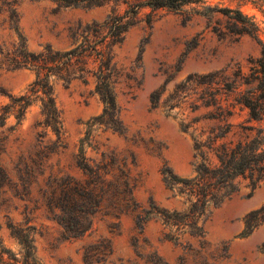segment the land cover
I'll list each match as a JSON object with an SVG mask.
<instances>
[{"label":"rangeland","instance_id":"obj_1","mask_svg":"<svg viewBox=\"0 0 264 264\" xmlns=\"http://www.w3.org/2000/svg\"><path fill=\"white\" fill-rule=\"evenodd\" d=\"M10 1L0 0V43L13 39V32L5 21L6 4ZM13 1L20 30L32 51L46 43L56 49L69 47L78 24L100 22L115 6L112 1L92 7L66 5L61 0ZM206 6L218 8L220 12H225L224 8L237 9L257 27V37L236 33L234 25L222 13L215 12L211 18L212 12ZM115 8L121 13L125 5L120 3ZM185 8L186 13L156 9L151 12L150 23L144 17L150 9H140L139 20L114 47L115 59L137 82L132 93H127L123 83L117 86L120 117L127 133L123 136L98 128L93 134L100 150L112 151L126 161L133 183L132 196L140 206L134 211L117 218L96 213L91 228L83 236L73 238L62 233L41 197L50 173L79 176L73 165L77 140L83 135L84 122L102 109V103L90 91L91 85L53 84V100L61 112L65 145L45 157L35 154L44 152L43 146L49 145L54 136L49 130H43L42 136L37 135L42 130L34 125L40 118L37 97L32 99L18 125L14 126L15 120L9 115L0 126V166L7 175L5 183L0 185V238L16 259L20 260V249L9 235L6 222L33 228L34 251L41 264H151V260L163 264H200L205 258L213 264H264V252L257 248L264 239V222L246 237L237 236L243 215L264 202V181L252 191L242 186L236 195L213 211L206 222L207 245L196 256L193 253L198 249L197 242L189 239L193 242L189 250L183 244L165 240L157 221L148 220L141 231L134 224L135 214L151 201L166 207L178 205L164 187L159 168L165 162L180 176L191 174V139L189 131H182L179 124L206 111L204 108L192 110L191 101L196 95L193 92L199 88L187 90L188 95L180 98L168 115L161 106H150L149 93L163 89V100L176 83L191 73L216 71L226 77L235 66L246 72L247 60L257 56L261 43L264 44V0H198L197 5ZM213 25L219 26L222 32H213ZM32 79L33 74L27 69H0V105L8 103V94L26 92ZM227 102H232L231 95ZM233 111L232 122L246 119L245 109L235 105ZM245 123L264 126V119ZM198 125L211 124L199 121L192 127ZM87 155L98 157L90 150ZM132 158L134 162L130 163ZM99 244L108 245L111 253L101 260H85L84 248ZM224 244L227 246L225 258L212 261L209 256Z\"/></svg>","mask_w":264,"mask_h":264},{"label":"trees","instance_id":"obj_2","mask_svg":"<svg viewBox=\"0 0 264 264\" xmlns=\"http://www.w3.org/2000/svg\"><path fill=\"white\" fill-rule=\"evenodd\" d=\"M66 5L92 7L112 1L114 9L100 22L78 24L73 31L72 42L65 49H56L46 43L36 51L28 48L26 38L19 27V17L14 1L6 5L5 21L13 32V39L0 43V69L13 71L27 69L33 74L26 92L18 95L8 94V103L0 105V126L11 115L14 126L22 120L26 108L33 98L39 100L40 118L34 123L42 130H49L54 139L43 146L44 152L35 155L45 157L55 149L63 148L64 129L60 110L56 107L52 86L60 83L63 87L73 82L84 86L91 85L90 91L102 103L101 112L84 122L83 135L77 140L73 154V165L79 176L50 173L46 187L41 191L45 207L53 212V219L59 224L67 237L83 236L92 225L93 215L99 212L118 217L120 214L134 211L140 207L132 196L133 183L126 161L114 152L99 149L96 135L98 128L125 136L127 129L120 117V105L117 100V86L123 83L127 93L137 87L135 78L115 59L114 47L118 46L127 30L138 20L140 9L147 7L145 22L152 20L151 12L166 9L186 13V6L197 5L198 0H61ZM120 3L125 5L121 13L116 11ZM212 12L222 13L234 25L236 33H245L257 37V27L237 9L222 10L206 6ZM217 20V18H215ZM217 34L222 32L219 26H212ZM197 40L194 39V44ZM247 71L235 66L229 75L207 72L187 74L176 83L171 92L161 100L162 90L149 93L152 108L161 106L168 115L180 98H185L189 89L193 92L192 110L204 108L200 115L192 116L186 122H180V129L188 132L191 139V174L180 176L165 162L159 168L162 183L170 198L178 202L177 206L166 207L151 201L147 207L140 208L135 214V227L141 231L144 223L153 219L161 225V235L165 240L183 244L192 249L197 242L198 252L207 245L206 222L214 210L236 195L242 186L252 191L264 181V126L245 122H259L264 119V44L257 56L247 60ZM224 98H221V96ZM232 96V102L227 97ZM222 101H225L222 103ZM246 111V119L232 122L234 106ZM202 121L208 126H194ZM13 128V127H11ZM87 150L98 157L87 155ZM132 158L130 163H133ZM7 175L0 166V185ZM264 222V202L242 217V228L238 237H246ZM9 235L15 239L20 249V260L5 247L0 238V264H41L37 258L31 226L21 227L6 222ZM193 240V242L189 241ZM258 250L264 252V239L258 244ZM226 244L216 248V254L210 255L215 261L225 258ZM111 253L108 245H88L84 248L83 258L90 260ZM201 258V255H199ZM183 259V258H181ZM151 264H163L151 260ZM200 264H213L202 259Z\"/></svg>","mask_w":264,"mask_h":264}]
</instances>
